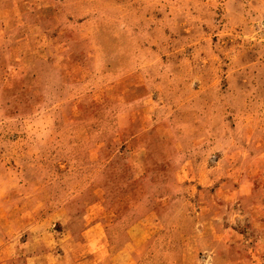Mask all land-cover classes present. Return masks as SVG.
I'll return each instance as SVG.
<instances>
[{
    "label": "rangeland",
    "instance_id": "1",
    "mask_svg": "<svg viewBox=\"0 0 264 264\" xmlns=\"http://www.w3.org/2000/svg\"><path fill=\"white\" fill-rule=\"evenodd\" d=\"M0 264H264V0H0Z\"/></svg>",
    "mask_w": 264,
    "mask_h": 264
}]
</instances>
